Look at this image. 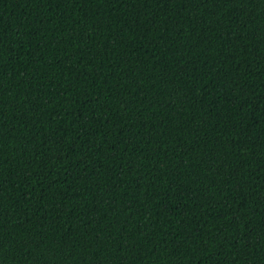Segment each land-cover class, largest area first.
I'll use <instances>...</instances> for the list:
<instances>
[{"label": "trees", "instance_id": "trees-1", "mask_svg": "<svg viewBox=\"0 0 264 264\" xmlns=\"http://www.w3.org/2000/svg\"><path fill=\"white\" fill-rule=\"evenodd\" d=\"M0 264H264V0H0Z\"/></svg>", "mask_w": 264, "mask_h": 264}, {"label": "snow or ice", "instance_id": "snow-or-ice-1", "mask_svg": "<svg viewBox=\"0 0 264 264\" xmlns=\"http://www.w3.org/2000/svg\"><path fill=\"white\" fill-rule=\"evenodd\" d=\"M239 2H240V3H244V2H245V0H239Z\"/></svg>", "mask_w": 264, "mask_h": 264}]
</instances>
